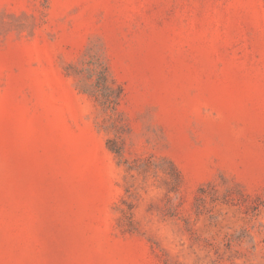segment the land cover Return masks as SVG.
<instances>
[{
  "label": "rangeland",
  "instance_id": "374dc122",
  "mask_svg": "<svg viewBox=\"0 0 264 264\" xmlns=\"http://www.w3.org/2000/svg\"><path fill=\"white\" fill-rule=\"evenodd\" d=\"M0 264H264V0H0Z\"/></svg>",
  "mask_w": 264,
  "mask_h": 264
},
{
  "label": "trees",
  "instance_id": "16d2710c",
  "mask_svg": "<svg viewBox=\"0 0 264 264\" xmlns=\"http://www.w3.org/2000/svg\"><path fill=\"white\" fill-rule=\"evenodd\" d=\"M95 67L92 72V78L94 77L93 84L91 85V96L99 102L101 105L111 108L120 99L121 92L117 89V92L108 86L107 73L103 68ZM83 93H86L83 91Z\"/></svg>",
  "mask_w": 264,
  "mask_h": 264
}]
</instances>
